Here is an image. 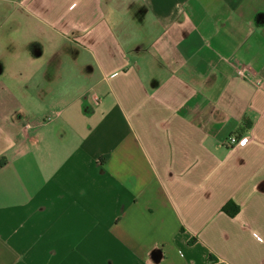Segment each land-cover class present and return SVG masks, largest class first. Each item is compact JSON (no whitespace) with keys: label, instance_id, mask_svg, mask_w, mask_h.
Here are the masks:
<instances>
[{"label":"crops","instance_id":"1","mask_svg":"<svg viewBox=\"0 0 264 264\" xmlns=\"http://www.w3.org/2000/svg\"><path fill=\"white\" fill-rule=\"evenodd\" d=\"M0 264H264V0H0Z\"/></svg>","mask_w":264,"mask_h":264},{"label":"built area","instance_id":"2","mask_svg":"<svg viewBox=\"0 0 264 264\" xmlns=\"http://www.w3.org/2000/svg\"><path fill=\"white\" fill-rule=\"evenodd\" d=\"M239 75H244L242 71L238 72ZM249 141L247 136H238L236 134L230 135L224 142L225 146L228 148H233L236 146H244Z\"/></svg>","mask_w":264,"mask_h":264},{"label":"trees","instance_id":"3","mask_svg":"<svg viewBox=\"0 0 264 264\" xmlns=\"http://www.w3.org/2000/svg\"><path fill=\"white\" fill-rule=\"evenodd\" d=\"M222 211H223L226 215H228V216H230V217H234V216L238 213L239 209H238V207H237L236 205H234L233 203H228V204H226V205L223 207Z\"/></svg>","mask_w":264,"mask_h":264}]
</instances>
